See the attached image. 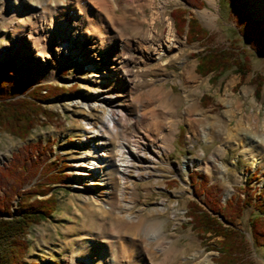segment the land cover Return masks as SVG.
Returning <instances> with one entry per match:
<instances>
[{
    "label": "rangeland",
    "instance_id": "rangeland-1",
    "mask_svg": "<svg viewBox=\"0 0 264 264\" xmlns=\"http://www.w3.org/2000/svg\"><path fill=\"white\" fill-rule=\"evenodd\" d=\"M8 1L0 0V63L13 60L17 74L25 80L63 89V93L42 104L53 114L51 121L41 119L37 122L25 141L0 131V167L7 165L11 155L23 145L35 142L50 148L52 153L46 154L48 164L58 159L66 166L61 168V174L66 178L52 189L56 199L55 212L28 231L25 263L89 264L100 259L102 264H216L213 259L217 257L216 242L220 238L196 233L188 223V205L197 201L189 174L197 172L208 185L214 186L219 191L222 205L232 198H246L243 188L252 173L258 178L250 182L252 190L256 188L257 193L264 183V58L255 56L241 38L237 40V50L247 49L250 70L239 64L238 69L232 67L217 82L197 71L201 53L205 54L209 49L223 50L229 47L232 38L237 37V24H243L238 5L232 0H201L203 5L192 0H169L160 7L156 1L152 8L143 11V31L123 28L119 32L135 44L151 19L157 30L155 44L159 40L165 43L166 22L172 25L174 39L162 66L156 67L153 61L146 62L145 67L136 64L141 69L139 81L132 84L136 86L131 94L134 103L127 106L131 110L129 114L134 116L133 124H125L118 138L120 142L125 137V146L134 149L135 144L131 141L137 135L145 134L151 142L157 140L154 145L157 153L149 154L158 160L139 159L144 161V168L137 173L144 178L128 180L129 189L118 193L113 212L105 215L100 210V186L85 189L78 184L74 174L75 161L88 154L86 146L79 142L86 137V123L103 121V115L76 106L72 101L85 95L91 97L98 88L101 91L108 89L112 95L117 85L104 83L108 79L104 69L92 61L84 63V55L68 59L54 48L46 51L43 58H35L29 49L25 62L20 64L13 49L19 41L11 27L17 21L24 24L26 17L17 19L15 15H8L6 5L11 7ZM39 1L43 4L50 0ZM240 2L246 3L249 15L264 25V0H254V5L253 0ZM31 3L24 0L21 6L30 8ZM52 7H45L46 16L52 13ZM177 8L187 9L186 19H195L207 32L205 40L188 42L185 32L183 35L175 33L170 13ZM203 12L214 17L213 23L202 20L200 13ZM127 20L135 22L142 18L135 14ZM34 21L30 16L29 31L35 28ZM50 41H47L49 46L54 47ZM232 52L238 55V52ZM96 57H102V53L98 52ZM60 59L67 61L63 63ZM86 65L96 68L87 69ZM91 75L95 77L91 78ZM200 97L212 98V105L201 108ZM118 102L123 105L121 98ZM150 112L162 118L166 138L154 136L152 128L147 126ZM171 128L173 132L169 134ZM118 141L116 150H119ZM166 146L169 152L164 156L162 150ZM144 148L147 154V141ZM161 207L166 209L165 213L156 212ZM250 214L251 209L247 208L240 219H227L223 224L241 236L248 261L264 264L263 251L256 249L249 239ZM123 222L129 226L121 230ZM138 223L140 230L136 229ZM121 249H124L123 254ZM109 256L111 261H107Z\"/></svg>",
    "mask_w": 264,
    "mask_h": 264
},
{
    "label": "bare ground",
    "instance_id": "bare-ground-1",
    "mask_svg": "<svg viewBox=\"0 0 264 264\" xmlns=\"http://www.w3.org/2000/svg\"><path fill=\"white\" fill-rule=\"evenodd\" d=\"M21 1L24 2V0ZM21 1L9 0L8 4L10 3L11 7L6 5L8 15H15L17 19L22 16L26 17L24 24L17 21L11 27L12 34L17 35L19 41V46L17 44L13 49L18 55L20 64L25 62L29 49L34 53L35 58H43L46 51L54 48L57 53L62 52L63 56L68 59L71 56L78 58L84 55L82 59L84 63L92 61L104 69L106 78H108L104 83L113 82L117 85L112 95L108 89L101 91L98 88L91 97L85 95L72 101L76 106L99 111L103 115V121L86 123L88 126L85 131L86 137L84 140L80 139L79 142L86 146L88 154L78 159V162L75 161L74 174L78 184L85 189L94 185L100 186V210L103 214L110 215L115 207L114 203L117 201L118 193L128 187L127 181L135 177L144 178V175L137 173L144 168V161L139 159L147 157L149 160H152L151 158H154V161L158 160L149 154L157 153V147L154 146L157 140L156 142L149 141L144 133V135L141 134L142 136L137 135L136 139L131 141L135 144V149L125 146V137L121 138L123 141H118L123 126L133 124L134 116L129 114L131 110L129 111L127 106L133 102L131 94L136 90V86L132 84L139 81L138 72L141 69L136 64H142L145 67L146 62L153 61L156 67L162 66L166 51L173 46L174 39L172 25L166 22L167 39L165 43L159 40L155 44L157 30H154L151 19L147 22V28L141 38L135 44L124 39L119 32L123 28L143 31L145 22L143 11L146 8H152L156 1L162 7L169 0H133L130 2L128 0H50L43 4L39 0H28L32 1L30 8H22ZM254 3L253 0L252 4ZM46 6H53L52 13L48 16L45 15ZM135 14L141 15L142 20L135 22L127 20L128 16ZM200 15L202 20L210 21L209 24L213 23L214 17L209 13L203 12ZM30 16L35 20L32 23L35 27L32 31L31 29L29 31ZM49 40H51L50 45L54 47L49 46L47 42ZM20 49L21 52H19ZM98 52L102 53V57H96ZM60 60L63 63L67 61L66 59ZM44 64L47 63L44 62ZM85 68L93 69L96 66L86 65ZM48 70L47 68L46 71ZM93 77L95 76L91 75V78ZM120 98L123 105L118 102ZM147 126L152 128L154 136L167 137L163 134L162 118L154 112H150ZM171 132L173 128L170 129L169 134ZM117 141L119 150H116L115 146ZM146 141L147 154L144 148ZM168 152L169 147L166 146L162 150V155L165 156ZM156 212L165 213L166 209L161 207ZM127 226L129 223L123 222L121 230ZM139 226L138 223L136 229L140 230ZM161 231L164 230L161 229ZM123 253L124 249H121V254ZM109 260H112L110 256L107 261ZM99 261L100 259L89 264H102Z\"/></svg>",
    "mask_w": 264,
    "mask_h": 264
},
{
    "label": "trees",
    "instance_id": "trees-1",
    "mask_svg": "<svg viewBox=\"0 0 264 264\" xmlns=\"http://www.w3.org/2000/svg\"><path fill=\"white\" fill-rule=\"evenodd\" d=\"M232 1L238 5V12L243 18V24H237L238 36L245 38L254 52L264 56L263 23L248 18L246 3ZM192 2L203 5L201 0ZM187 13L185 8L171 11L175 32L178 35L185 32L188 42L205 40L207 32L195 19H186ZM236 46L237 39L230 42L227 49L208 51L199 56L197 71L202 75L223 76L232 67L238 69L239 60L232 52ZM62 91L61 87L35 85L25 80L17 74L13 60L0 63V131L25 141L37 122L41 119L51 121L53 114L46 111L42 104ZM51 153L50 148L41 142L25 144L11 155L7 165L0 167V264H26L23 259L28 249L26 236L29 229L55 212L56 199L52 189L66 178L61 174V168L66 166L58 159L48 164L46 154ZM57 165L59 167L54 171ZM189 178L197 201L193 200L188 205V223L196 233L220 238L216 242L214 263L252 264L246 258L241 236L227 229L223 221L240 219L244 210L250 208L249 239L256 249L264 253V183L257 193L256 188L252 190L250 182L258 179L252 173L243 188L246 198H232L222 205L219 191L208 185L201 174L193 172ZM201 196L202 199H199Z\"/></svg>",
    "mask_w": 264,
    "mask_h": 264
},
{
    "label": "crops",
    "instance_id": "crops-1",
    "mask_svg": "<svg viewBox=\"0 0 264 264\" xmlns=\"http://www.w3.org/2000/svg\"><path fill=\"white\" fill-rule=\"evenodd\" d=\"M247 14H248V18L250 19V20H254V21H260V20H256V19H254V18H252L250 15H249V13L247 12ZM262 22V21H261ZM176 33V32H175ZM237 34V33H236ZM237 37H238V39H237V37L235 38V39H237V40H241V38H243V37H239L238 36V34L236 35ZM244 40H245V38H243ZM234 39L232 38L231 40H230V42H232ZM246 41V40H245ZM247 43V42H246ZM247 45H248V43H247ZM227 48V47H226ZM225 48V49H226ZM237 48H238V46H236L235 47V51L236 52H238V55H236L237 56V60H239V63L241 64V65H244L245 66V68H247L248 70H250L251 69V67H250V65H249V57L247 56L248 55V53H247V49H245L244 47L243 48H239V50H237ZM250 48V47H249ZM250 50L255 54V56H258V57H260V58H264V56H261L260 54H258V53H256V52H254L251 48H250ZM209 51H218L217 49H209ZM201 55H203L202 53H201ZM200 55V56H201ZM247 70V71H248ZM245 71V70H244ZM245 74H246V72H245ZM244 74V75H245ZM207 75H209V76H211V78H212V81L213 80H216V82L220 79V78H222L223 76H218L217 74H207ZM212 98H207V97H200L199 98V101H198V103H199V106L202 108H206V107H208L209 105H212ZM26 264H28V263H26Z\"/></svg>",
    "mask_w": 264,
    "mask_h": 264
}]
</instances>
